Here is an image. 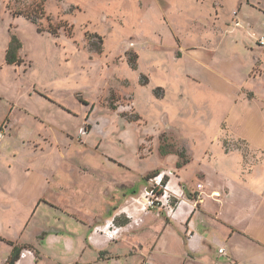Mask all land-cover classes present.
Returning <instances> with one entry per match:
<instances>
[{
	"label": "rangeland",
	"instance_id": "rangeland-1",
	"mask_svg": "<svg viewBox=\"0 0 264 264\" xmlns=\"http://www.w3.org/2000/svg\"><path fill=\"white\" fill-rule=\"evenodd\" d=\"M205 1L0 0V126L12 122L10 136L20 143L23 136L45 139L44 162L60 166L62 177L69 173L64 195L83 190L76 215L96 225L115 219L123 229L118 242L107 243L112 259L104 260L110 256L84 240L93 227L80 229L72 249L67 240H37L34 225L24 243L40 242L38 264H141L163 227L133 235L147 213L129 219L120 201L141 199L155 174L186 178L196 185L186 194L197 200L222 199L207 192L204 176L223 170L236 190L223 217L245 229L250 201L242 188L264 182V48L227 30L232 0ZM258 13L244 20L264 35ZM14 38L20 65H7ZM213 179V186L225 183ZM207 218L198 233L208 249L186 264L261 263V245L239 232L221 239L233 257L220 256L212 240L223 230ZM0 224L9 227L1 217ZM172 227L151 253L160 264L185 261L172 233L183 235ZM10 236L18 237L13 230ZM135 244L145 253L130 254ZM6 249L0 245V264Z\"/></svg>",
	"mask_w": 264,
	"mask_h": 264
},
{
	"label": "crops",
	"instance_id": "crops-1",
	"mask_svg": "<svg viewBox=\"0 0 264 264\" xmlns=\"http://www.w3.org/2000/svg\"><path fill=\"white\" fill-rule=\"evenodd\" d=\"M232 1L235 4L231 14L232 24H226V26L228 25L227 30L233 36L240 39V41L246 39L249 47H254L256 43L261 46L259 40L264 37V35H259L255 32L253 26L244 20V17H246V13L251 12V10L257 13L259 12L258 14L264 16L262 15V13H264V4H262L260 0ZM216 7L221 6L216 5ZM234 13H236V15H234ZM219 15L220 14L218 13V17L221 19ZM235 45H237V42H235ZM261 47L264 48V46ZM7 52L8 50L6 49L5 62L9 65L6 61ZM13 110L14 108L12 111ZM11 123L12 122H9L8 124L4 123L0 126V133L3 132L4 134V138L0 144V217L9 225L8 227L0 224V237L13 242L14 246L8 245L6 242L0 240V245H5L7 247L5 251L6 256L2 259L1 264L7 263L8 259L13 254L15 247L21 249L20 259L16 264H38L39 258L36 255H41L38 249L40 242L32 244L24 243V239L29 233L28 229L30 227L35 225L34 235L37 240L49 243L67 240L69 246H71L72 249H76L79 245L77 242L80 240L75 239L80 236V229H89L92 227L94 229L96 224L85 221L84 216V219H82L81 216L75 214L77 208L74 207L80 208V206H77L78 203L75 202V199H80L83 190L80 193H75V195L72 192L64 195L63 190H68V186H70L67 179L69 173L67 171V174L62 177L60 175L62 172L60 166L56 168L55 163L51 162L50 158L49 161L44 162V154H41V152L44 150L45 139H28L26 136H23V142L20 143L16 141V138L14 139L10 136L13 127ZM238 138L248 141L244 137ZM214 175H217L218 178H220L219 180L225 181V183L223 185L213 186L211 181L214 180ZM204 177L207 192L209 190V192L213 191L215 193H220L222 194V199H213L214 197L211 198L210 195H206L203 200L202 198H199L200 200L198 199V201L197 199L190 197L189 195L191 193L187 195L186 192L191 190V185L195 188L196 185L194 186V184L190 183L186 178H182L181 175L172 173L170 180H168L169 189L179 196L178 205L173 213H171L170 216L167 214L166 216H161V211H151L145 214L146 216L141 220L142 224L138 229L130 231V233L141 232L145 230L144 227H146V231H154L153 229L156 228L157 225L163 227L162 232L155 233L156 241H154V246L141 264L144 262L160 264L158 259L151 256V253L156 248H159V243L165 236L166 230H169L170 232L173 229L172 225L176 226L183 235V237H181L175 232L172 233L173 237L177 238V246H179L184 252L183 256L185 257V261L183 264H186L188 258L195 257L206 251L208 249L205 246L207 239L206 237L199 235L198 227L199 224H203L206 228L209 226V224H207V216L215 217V221L218 222L217 224L223 230L220 236H216L212 240V244L218 248V254L220 256L230 258V252L225 245H222L221 239L228 238V242L232 241L233 236L237 232L261 245L264 254L263 180L260 187L257 185L255 187L248 186V184H246L247 188H242V195H247L249 197L245 199L250 201V207L246 208L249 210H246V219L244 220L245 229L241 227L240 230H238L230 219L223 217L222 210L227 203L232 200L236 191L235 189L232 190L230 185L228 186L226 184L229 179L223 173V170L220 172L217 169H207ZM86 181L87 180L85 179L84 182L86 183ZM197 190L199 189L197 188ZM133 193H136L134 189ZM77 195L80 196L76 198ZM256 197H259V199L255 200ZM133 200L136 201L134 196L127 195L124 197L123 195V198L120 201L122 212L126 214L129 219H133L140 214L138 212L139 206L137 203H133ZM199 202L201 203L200 205ZM215 204H218L220 207H217ZM22 210H24L23 213ZM83 215H87V213L85 212ZM150 218L153 219L151 224L149 226H144L146 225V221ZM227 227L230 229H226ZM93 229L84 240L89 245L99 248L102 251L101 253L105 256H110L109 252L104 251L109 247V245H107L108 241L103 237L93 235ZM12 230L18 235L16 239H12L10 236ZM71 231H73V233H71ZM189 231H194L196 234L192 238H189ZM66 233L71 234L72 237L66 236ZM135 234L136 233H133V235ZM124 240H126L125 237L121 242L123 244L127 243ZM220 249H224L223 254L219 253ZM231 250H233V248H231ZM139 251L145 253L141 245L135 244V246L131 247L130 254H138ZM170 251L172 254L177 253V251L173 249ZM23 253L25 254L24 257H22ZM108 259H112L111 256L104 260ZM232 263L236 264L233 259ZM251 264L258 263L252 262ZM260 264H264V256Z\"/></svg>",
	"mask_w": 264,
	"mask_h": 264
},
{
	"label": "built area",
	"instance_id": "built-area-1",
	"mask_svg": "<svg viewBox=\"0 0 264 264\" xmlns=\"http://www.w3.org/2000/svg\"><path fill=\"white\" fill-rule=\"evenodd\" d=\"M259 44L264 46V37L259 40ZM4 138L3 132L0 133V144ZM166 176L171 177L172 173H162L152 178L148 183L149 187L145 189L141 199L136 200L139 206V213H149L151 211H163L167 215H171L177 207L179 196L174 191L169 189L168 184H164ZM199 190L203 189L202 185L198 186ZM122 228L115 224V219H108L104 223L98 224L93 229V235L105 238L108 242H118L122 235ZM196 233L194 231L188 232V237L192 238ZM220 254L224 253V249L219 250ZM25 254H22L24 257ZM143 264H151L144 262Z\"/></svg>",
	"mask_w": 264,
	"mask_h": 264
},
{
	"label": "trees",
	"instance_id": "trees-1",
	"mask_svg": "<svg viewBox=\"0 0 264 264\" xmlns=\"http://www.w3.org/2000/svg\"><path fill=\"white\" fill-rule=\"evenodd\" d=\"M26 17H29V16L26 15ZM28 20H31V19L28 18ZM21 48H22V45L20 41L14 38L10 44V48L8 49L7 57H6V61L9 65H20V59L18 57V52L20 51ZM156 176H157L156 174L150 175L147 178L152 179ZM168 180L169 179L166 177L164 179V184H167ZM0 240L6 242L8 245L14 246V243L11 241L5 240L1 237H0ZM20 252H21V249L15 247L13 254L10 256L6 264H16L18 260L20 259Z\"/></svg>",
	"mask_w": 264,
	"mask_h": 264
}]
</instances>
